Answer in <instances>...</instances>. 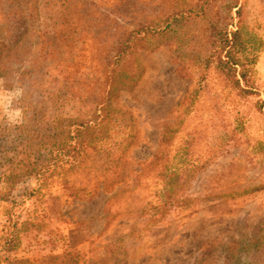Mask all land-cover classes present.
I'll use <instances>...</instances> for the list:
<instances>
[{
	"label": "rangeland",
	"instance_id": "1",
	"mask_svg": "<svg viewBox=\"0 0 264 264\" xmlns=\"http://www.w3.org/2000/svg\"><path fill=\"white\" fill-rule=\"evenodd\" d=\"M0 264H264V0H0Z\"/></svg>",
	"mask_w": 264,
	"mask_h": 264
},
{
	"label": "clouds",
	"instance_id": "2",
	"mask_svg": "<svg viewBox=\"0 0 264 264\" xmlns=\"http://www.w3.org/2000/svg\"><path fill=\"white\" fill-rule=\"evenodd\" d=\"M16 116H20V112L17 110L15 113Z\"/></svg>",
	"mask_w": 264,
	"mask_h": 264
}]
</instances>
